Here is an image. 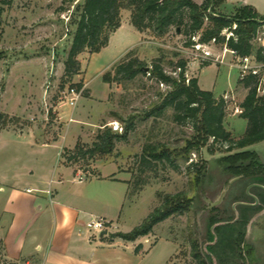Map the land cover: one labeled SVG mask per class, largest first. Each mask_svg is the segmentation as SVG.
Instances as JSON below:
<instances>
[{
    "label": "rangeland",
    "instance_id": "1",
    "mask_svg": "<svg viewBox=\"0 0 264 264\" xmlns=\"http://www.w3.org/2000/svg\"><path fill=\"white\" fill-rule=\"evenodd\" d=\"M82 1L12 0L7 4L0 0V108L6 90L11 87L20 88L24 99L32 95L35 98L36 93L40 98L39 114L31 117L33 120L0 110L7 116L6 125L0 130L21 128L35 121L41 140L48 137L57 140L63 136L57 148H50L51 156L59 159L58 152L64 146H73L76 140L91 146L98 140L102 126L117 121L123 128L124 121L135 116L134 128L126 139L117 141L110 153L101 155L95 152L76 163H69L75 170L89 174L88 171L94 170L93 166L101 163L110 166L113 162L121 172L130 176L129 193L123 207L120 212L108 213L115 226L112 230L121 233L132 231L161 204L166 194L185 192L193 201L188 211L168 217L157 223L148 235L138 237L129 255L119 257L121 262L117 256L106 260L111 264H197L190 254L191 243L196 239L204 241L208 210L219 205L230 192L229 206L235 211L237 203L233 201L243 199L244 189L250 195L247 188L251 184L246 188L231 187L234 180L228 179L227 185L223 186L227 178L215 161L226 153L216 147L211 154L210 141L184 154L182 148L187 140L196 136V132L190 120L186 124L177 123L172 108L146 117L161 103L162 96L169 90L168 85H161L143 73L121 82H105L103 78L109 72L112 76L115 67L130 57L143 59L149 66L155 58L161 57L165 70L176 76L174 64L183 58L187 62L185 75L188 78L197 77L202 89L213 91L216 98H224V125L232 137L238 139L245 132L247 120L241 118L240 113H235L234 108L240 106L248 89L240 81L239 70L233 66L236 59L227 53L223 61H215L214 58L223 57V46L211 42L203 48L211 54L210 63L204 65L203 61L207 58L196 57L193 48L184 46L185 35L177 34L172 26L160 36L145 30L141 46L123 57L114 52L112 45L101 48L96 54L84 51L78 55V71L66 75L65 61L79 19L78 6ZM206 1L203 0V3ZM236 9L224 11L219 7L216 10L235 13ZM122 17H128L130 21V10L122 9ZM257 47L255 43L254 49ZM202 52L199 51L200 54ZM17 79L23 80V85L11 86L10 83ZM79 83L82 84L80 88L77 87ZM71 86L81 91L74 108L65 106L61 99L63 92ZM70 115L74 121L69 123ZM148 145L156 147V152L167 150L171 161L166 158L145 159L144 149ZM244 150L255 151L264 162V140ZM201 165H205L204 176L199 172ZM223 190L225 192L221 197ZM110 228L111 222L109 228L103 230L105 234H101L103 231L95 234L104 236ZM246 233V240L254 246L257 257L252 264H264V209L249 218ZM202 248H205L204 244Z\"/></svg>",
    "mask_w": 264,
    "mask_h": 264
},
{
    "label": "trees",
    "instance_id": "2",
    "mask_svg": "<svg viewBox=\"0 0 264 264\" xmlns=\"http://www.w3.org/2000/svg\"><path fill=\"white\" fill-rule=\"evenodd\" d=\"M3 1L10 4L12 0ZM223 2L224 0H207L206 3L197 4L192 0H83L78 6L80 14L65 61V74L72 75L78 71L80 53H96L107 45L109 34L121 25L122 9L130 10V23L140 32L148 29L160 36L174 26L177 34L185 35L186 47L193 48L196 43L209 44L213 41L215 45H225L235 50L239 56L254 53L258 61L264 62V48L254 49L252 42L258 28L264 24V16L247 5L237 8L235 13L218 12L216 9ZM209 63V60L203 61L204 65ZM186 66V60L179 58L174 64V76L165 70L161 57L155 58L150 66L143 59L130 57L115 67L112 76L109 72L103 79L105 82H121L143 73L168 85L169 90L162 96L161 103L148 112L146 117L159 115L165 108H172L174 120L179 124H186L190 120L196 132V136L187 140L182 148L184 154L210 141L211 154H214L216 147L226 153L215 161L227 178L223 186L227 185L228 179L233 178L231 187L246 188L254 183L264 186V162L255 151L244 150L247 146L264 140V98L257 94V77L247 75L240 79L248 89L240 103L242 112L239 115L247 120V127L240 138L234 139L224 125V98H216L213 91L202 89L197 77L188 78L185 75ZM81 85L79 83L77 87L80 88ZM134 119L135 116H130L124 121L122 132H115L107 125L102 126L98 140L91 146L77 142L72 149H65V161L72 164L95 152L101 155L110 153L117 141L126 139L134 128ZM6 122L7 116L0 112V128ZM144 151L145 159L166 158L171 161V154L165 149L156 152V147L148 145ZM204 167L205 165H201L199 168L202 176L205 175ZM88 175H91L90 172ZM229 193L219 205L208 210L204 241L196 239L191 243L190 254L197 264H252L257 260L254 246L246 240V230L249 218L264 209V189L254 186L249 190L250 195L244 189L243 199L233 201L237 203L235 211L229 206ZM254 196L258 199L257 204H253ZM192 201L185 192L166 194L161 204L140 225L128 233L116 232L111 236L135 241L140 236L148 235L157 223L174 214L188 211ZM246 202L250 204H244Z\"/></svg>",
    "mask_w": 264,
    "mask_h": 264
},
{
    "label": "crops",
    "instance_id": "3",
    "mask_svg": "<svg viewBox=\"0 0 264 264\" xmlns=\"http://www.w3.org/2000/svg\"><path fill=\"white\" fill-rule=\"evenodd\" d=\"M192 1L203 4V0ZM245 5L264 16V0H224L219 7L231 11ZM143 37L144 32L138 31L128 17H122L121 25L110 33L102 49L112 45L123 57L140 47ZM22 81L13 80L10 85L21 86ZM33 96L24 99L20 88L11 87L4 94L0 110L31 120L39 114L40 98L37 93ZM40 134L35 121L21 128L0 130V257L31 258L36 264H111L106 259L129 255L135 241L108 237L116 233L108 213L120 212L123 207L130 176L113 162L110 166L101 163L93 166L85 180L78 181L76 175L81 171L61 155L77 140L73 146H64L58 152L60 158L55 159L50 148H57L63 136L41 140ZM92 217L111 222L112 228L104 237L87 230L86 223Z\"/></svg>",
    "mask_w": 264,
    "mask_h": 264
},
{
    "label": "built area",
    "instance_id": "4",
    "mask_svg": "<svg viewBox=\"0 0 264 264\" xmlns=\"http://www.w3.org/2000/svg\"><path fill=\"white\" fill-rule=\"evenodd\" d=\"M229 35V34H227ZM253 44H258V47L264 48V24L260 26L257 30L256 36L253 39ZM213 43V41H212ZM207 44H201L196 43L193 47V50L195 51L196 57L201 58H207L209 59L210 51L204 50V46ZM202 50V54L199 53V51ZM229 53L232 58H235L236 61L233 64L234 67H236L239 70L240 79L244 78L247 75H254L257 77V94L264 98V62H260L256 59L255 54H250L247 56H239L238 53L233 50L227 48L225 45L223 46V57L214 58L215 61H223L224 56ZM161 85H164V83H160ZM81 91L77 88L71 86L67 87L65 92H63L61 99L63 100V104L65 106H69L71 108H74L77 105V102L80 98ZM235 113H241L242 109L240 106H236L234 108ZM69 123L74 121V118L72 115L68 117L67 120ZM110 128L115 132H122L123 128L117 121H112L108 124ZM88 174L78 173L76 175V179L78 181H83L87 178ZM110 221L106 220L102 217H92L87 223L86 228L89 232L92 233H99L107 228H109ZM0 264H36L35 261L31 258H21V259H6L3 257H0Z\"/></svg>",
    "mask_w": 264,
    "mask_h": 264
},
{
    "label": "water",
    "instance_id": "5",
    "mask_svg": "<svg viewBox=\"0 0 264 264\" xmlns=\"http://www.w3.org/2000/svg\"><path fill=\"white\" fill-rule=\"evenodd\" d=\"M211 9H212V6H211L210 9H209L210 12H211ZM145 69L148 70V67H146ZM234 179H235V178H233V180H234ZM254 186L261 187V188L264 189V186L254 183V184H251V185L248 186L247 191L249 192L250 188H251V187H254ZM224 192H225V190H223L221 197L223 196ZM254 199H255V202H254L253 204H257V203H258V199H257V197L254 196ZM244 204H250V203H244ZM253 204H252V205H253ZM105 233H106V232L103 231L101 234H105Z\"/></svg>",
    "mask_w": 264,
    "mask_h": 264
}]
</instances>
